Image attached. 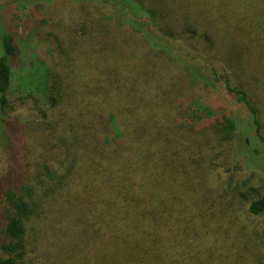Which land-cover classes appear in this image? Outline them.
Returning a JSON list of instances; mask_svg holds the SVG:
<instances>
[{
  "label": "trees",
  "instance_id": "trees-1",
  "mask_svg": "<svg viewBox=\"0 0 264 264\" xmlns=\"http://www.w3.org/2000/svg\"><path fill=\"white\" fill-rule=\"evenodd\" d=\"M133 4L147 19L83 3L56 70H16L0 17L2 157L13 100L44 109L21 129L39 170L0 199V264H264V189L245 199L249 157L215 102L223 83L264 144V0Z\"/></svg>",
  "mask_w": 264,
  "mask_h": 264
},
{
  "label": "rangeland",
  "instance_id": "rangeland-1",
  "mask_svg": "<svg viewBox=\"0 0 264 264\" xmlns=\"http://www.w3.org/2000/svg\"><path fill=\"white\" fill-rule=\"evenodd\" d=\"M136 0H0V17L3 18L4 27L12 35L16 45L18 56L14 62L16 70L22 68L32 58L39 61L49 62L56 70L57 62L52 57L53 45L57 42L56 34L79 21L80 9L83 3L96 2L95 7L99 12L113 13L122 20H129L126 16L127 9H133ZM148 6H156L159 0H140ZM118 10H117V7ZM140 17L147 19L148 15L144 10H135ZM128 12V10H127ZM3 24L0 22V25ZM44 24V25H43ZM2 29H0L1 31ZM61 73L63 69L59 70ZM188 79H190L188 77ZM189 83V81L187 80ZM14 99L13 109L10 110L8 123L12 127L13 137L11 145L6 154L0 155V161L4 162L0 171V199L4 190L19 188L20 185L39 170L40 159H35L29 150L33 149L32 141H28L21 129L31 124H41V113L43 108L37 107L32 100ZM220 99L225 104L231 115L238 124L237 142L242 146V152L249 157L248 164L242 161V174L235 180L242 188L248 199L254 197L253 191L264 189V144L256 135V127L253 118L246 106L240 104L236 97L229 93L224 84L217 90L215 102ZM8 131L9 127H8ZM246 143V146L243 144ZM30 146V147H29ZM29 147V149H27ZM243 178V180H241ZM241 180V181H239ZM244 186V187H243ZM253 190V191H252ZM244 200L240 201V205ZM239 205V201H238ZM258 223V222H257ZM256 224V223H255ZM251 231L254 230L252 227ZM263 231V226H258Z\"/></svg>",
  "mask_w": 264,
  "mask_h": 264
}]
</instances>
